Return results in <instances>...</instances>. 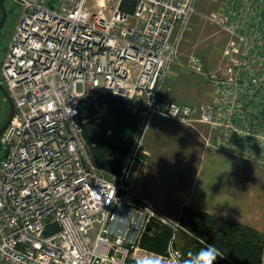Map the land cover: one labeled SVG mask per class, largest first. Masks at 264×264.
<instances>
[{"label": "built area", "instance_id": "built-area-1", "mask_svg": "<svg viewBox=\"0 0 264 264\" xmlns=\"http://www.w3.org/2000/svg\"><path fill=\"white\" fill-rule=\"evenodd\" d=\"M14 1L21 12L0 60L14 106L0 136V264H184L175 240L188 231L133 191L131 173L154 115L206 122L220 129L217 146L238 155L245 144V156L264 157V0H218L211 20L231 41L213 71L188 58L212 87L198 108L162 92L197 0H136L131 13L121 0ZM101 89L140 110L112 175L93 163L80 125L79 108ZM151 221L172 229L164 253L139 243Z\"/></svg>", "mask_w": 264, "mask_h": 264}, {"label": "trees", "instance_id": "trees-1", "mask_svg": "<svg viewBox=\"0 0 264 264\" xmlns=\"http://www.w3.org/2000/svg\"><path fill=\"white\" fill-rule=\"evenodd\" d=\"M136 0H121L120 10L131 13ZM82 136L93 163L109 174L122 171L140 121L138 105L126 97L101 89L89 104L79 108ZM188 232L175 242L184 264H192L196 254L215 244L225 256L215 264H264V233L188 205L178 216ZM172 229L151 221L140 236L139 243L156 253H164ZM129 264H144L129 260Z\"/></svg>", "mask_w": 264, "mask_h": 264}, {"label": "crops", "instance_id": "crops-1", "mask_svg": "<svg viewBox=\"0 0 264 264\" xmlns=\"http://www.w3.org/2000/svg\"><path fill=\"white\" fill-rule=\"evenodd\" d=\"M163 119L159 115H154L149 120L142 139L144 160L140 167L131 173L129 180L133 191L154 205H158L167 214H172L173 217H178L181 208L188 205L264 233V184L246 181L236 168L237 159L232 153L204 136L199 137L195 132L198 138L196 137V140L189 144V148H184L176 164L174 160L176 152L169 146L172 144L169 136L178 137L179 133L175 135L172 132H165L167 128L162 125L165 121ZM191 156L194 162L200 161L201 165L200 167L198 165L194 171L195 178L193 177L194 183L191 188L182 187L192 180L195 163L186 162ZM203 162L206 167L204 178L199 185H196ZM158 164L163 166L161 178V175L158 177L154 174ZM167 166L173 167L168 171ZM174 168L176 175L185 169L189 170L185 174L189 177V181L182 182L175 179ZM167 177L170 178L166 179ZM183 236L185 235L179 232L175 242L180 241Z\"/></svg>", "mask_w": 264, "mask_h": 264}, {"label": "rangeland", "instance_id": "rangeland-1", "mask_svg": "<svg viewBox=\"0 0 264 264\" xmlns=\"http://www.w3.org/2000/svg\"><path fill=\"white\" fill-rule=\"evenodd\" d=\"M4 5L7 11V17L3 27L0 30V60L4 54L5 47L11 37L14 26L21 12V5L14 0H4ZM218 6V0H197L196 11L191 15L186 28L182 32L177 47L171 70L174 73L168 74L165 82L162 85V92L166 97L179 101H186L197 108L210 100L212 87L209 80L204 74L192 71L187 63L190 55H196L200 57L204 65L203 72L213 71L222 64L223 57L225 55V46L230 43L231 37L226 31L222 30L211 20L212 13L217 11ZM7 111L8 102L4 93L0 90V124L5 119ZM161 117L164 118L163 120H165L162 122V125L167 128L164 130L165 132H172L175 135L176 133H179L178 137L169 136L172 142V144L169 146L173 147L174 151L176 152V158L174 159L176 164L179 156L183 154L184 148H189V144L192 141H195L196 137L198 138V135L199 137L204 136L211 141H217L218 132L220 130L218 127L211 126L206 122L197 123L191 126L170 120L164 116ZM194 132L198 135L196 136ZM244 147L245 144H241V147H238V150L240 151L238 155L232 153V155H234V157L237 159L236 168L239 169V172L242 173L243 178L246 181L264 184V175H262L264 174V157L260 159L249 158L245 156L246 149ZM222 148L229 151L228 149L224 148V146ZM200 151L201 149L199 150V154ZM5 152L6 147L0 143V157ZM186 162L193 163V156H191ZM194 163L195 166L192 170V180L191 182L187 183H190L188 186L185 184L182 187L191 188L192 184L194 183V171L197 169L198 165V167L201 165L200 161L197 162V160ZM190 166L191 165H189V168ZM172 167L173 166L168 167V171H170ZM162 169L163 166L158 164L154 174H157L159 177L161 175ZM175 169L176 168L173 169V176L176 175ZM205 169L206 167L203 162L200 175L198 176L199 180L197 181L196 185H199L202 182ZM187 171L189 170L185 169L181 173L176 172L178 175H176L175 179L182 182L185 180L189 181V177L185 176ZM161 177L162 175L160 178ZM168 178L170 177H167L166 179ZM157 207L160 208L158 205ZM160 209L163 210L162 208Z\"/></svg>", "mask_w": 264, "mask_h": 264}, {"label": "clouds", "instance_id": "clouds-1", "mask_svg": "<svg viewBox=\"0 0 264 264\" xmlns=\"http://www.w3.org/2000/svg\"><path fill=\"white\" fill-rule=\"evenodd\" d=\"M223 256H225V253L217 248L215 244H209L196 254L192 264H215L217 258Z\"/></svg>", "mask_w": 264, "mask_h": 264}, {"label": "water", "instance_id": "water-1", "mask_svg": "<svg viewBox=\"0 0 264 264\" xmlns=\"http://www.w3.org/2000/svg\"><path fill=\"white\" fill-rule=\"evenodd\" d=\"M0 10H1V16H0V30L3 27L6 17H7V11L4 5V0H0ZM0 90L4 93L7 102H8V111H7V115L5 117V119L3 120V122L0 124V136L3 133V131L5 130V128L7 127L9 121L11 120L13 113H14V106L13 103L11 101V99L8 97L7 92L5 90V88L3 87V85L0 82Z\"/></svg>", "mask_w": 264, "mask_h": 264}]
</instances>
